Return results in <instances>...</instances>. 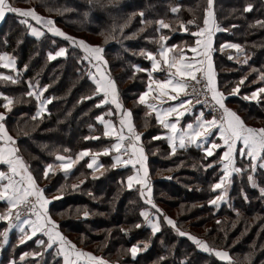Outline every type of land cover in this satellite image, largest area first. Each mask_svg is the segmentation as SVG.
Segmentation results:
<instances>
[{
  "label": "trees",
  "instance_id": "1",
  "mask_svg": "<svg viewBox=\"0 0 264 264\" xmlns=\"http://www.w3.org/2000/svg\"><path fill=\"white\" fill-rule=\"evenodd\" d=\"M10 2L22 9L35 8L41 16L52 18L66 34L103 47L107 70L116 81L120 101L124 108L131 109L136 130L142 133L152 200L163 214L171 217L168 208L177 210L174 217L179 228L213 248L228 251L232 264H264V194L261 192L264 189V169L257 168L253 173L254 183L248 180L249 170L234 173L226 188V199L220 201L219 206L210 205L209 200L219 192L211 188L222 174L217 165L219 158L207 157L202 148L193 145L172 153L167 140L161 136L163 131L155 114L146 116L147 109L136 103L139 93L145 90L147 77L146 73L137 72L133 65L150 67L142 51H156L161 34L169 36L167 44L194 43L191 32L196 31L197 26H203L207 0H112L111 3L100 0L99 4H90L89 0ZM248 4L252 9L245 12L243 9ZM177 5L178 11L173 13L171 8ZM213 11L219 28L214 52L217 86L227 94V107L232 108V103L237 105L235 110L247 125L264 127V94L259 102L242 97L258 84V87L264 86V80L260 79L264 74V0H213ZM161 18L176 30L157 32L154 22ZM20 19L17 14L7 13L0 24V52L15 56L20 70L17 84L0 82V92L14 98L11 111L2 106L0 110L5 113L3 123L15 139L19 155L50 199L48 213L62 234L78 247L118 264H229L197 248L186 236H180L141 198L139 186L129 189L127 176L134 169L131 166L110 167L112 154L98 156L103 167L97 170L89 169L90 157H84L67 176L55 167L48 178H43V168L47 164H58L56 153L75 157L82 149L100 151L114 143V138L104 137V129L96 120L105 105L96 106L98 98L92 95L95 85L87 75L91 66L81 59L82 51L63 37L47 30L44 32L42 25L38 26L44 35L33 37L27 26L19 23ZM28 19L31 24H36ZM191 19L196 23L187 25L190 31H181L177 21ZM257 21L262 23L257 24ZM121 25H125L123 31ZM110 32L115 39L105 42V36ZM225 40L241 45L235 54L240 57L241 64L238 63L240 60H224L225 56L218 51L217 45ZM59 47L67 49L66 56L49 60L48 52L54 53ZM247 72L240 95H228L229 89L237 86ZM8 73L15 75L12 71ZM249 80L257 82L249 83ZM29 82L34 85L33 91L47 86L41 99H50L45 112L36 119L33 117L38 101L34 96L26 95ZM154 136L161 138L153 140ZM241 159L237 164L242 168L250 163L249 159ZM209 164L212 166L206 167ZM190 169L197 175L191 174ZM167 171L171 173L169 178L164 177ZM73 184L78 187L73 189ZM53 196L59 198L53 200ZM3 207H7L6 203L0 202V208ZM85 211L87 216L83 215ZM141 211L148 212L153 219L159 217L161 229L155 235L140 215ZM187 223L190 229L183 225ZM136 224L141 227L136 228ZM5 226L1 221L0 232ZM14 234L12 231L9 244L0 250L3 253L0 264H8L11 258L18 260L24 252H41L42 255L30 256L16 264H63L55 247L45 248L35 243L41 237L35 236L21 244ZM137 243L141 250L133 258L127 249ZM144 244L148 245L147 248Z\"/></svg>",
  "mask_w": 264,
  "mask_h": 264
},
{
  "label": "snow or ice",
  "instance_id": "2",
  "mask_svg": "<svg viewBox=\"0 0 264 264\" xmlns=\"http://www.w3.org/2000/svg\"><path fill=\"white\" fill-rule=\"evenodd\" d=\"M93 2L99 4L100 0H89L90 4ZM108 2L111 3L112 0H108ZM212 6L213 0H207L203 26H197V30L191 32V35L196 37L195 44L190 46L192 57L186 55L183 47L176 44L168 45L166 41L169 36L161 34L157 41L158 47L156 51H142L141 53L150 62V67L143 68L139 65H133V67L137 72L146 73L147 77L146 90L139 93L136 103L143 105L147 109L146 116L154 113L156 122L168 130L164 134V138L167 140L172 153L176 152L177 147L183 149L191 144L202 148L208 157L213 156L217 149H223L219 155V163L222 166L223 174L218 182L211 185L213 191L217 189L221 191L219 195L208 202L210 205H218L225 198V185L229 183L228 178L233 173H242L249 170L248 180L254 183L253 173L256 172L257 168L264 169V127L257 128L247 125L236 111L227 107L225 93L217 87L211 53L213 50V33L218 31L219 28L215 24ZM178 8L179 5L172 7L171 11L176 13ZM251 9L252 5L248 4L243 10L247 12ZM6 13L17 14L21 17L19 23L26 25L33 37L39 38L44 35V32L40 28L33 26L28 18H31L36 24L42 25L49 33L63 37L69 44L80 49L83 53L81 59L91 65L92 69H95V71L89 70L87 75L95 85L92 95L98 98L96 106L114 105L115 112L109 109L107 114H118L120 116L119 129L116 128L111 120L105 119L103 114L96 117V120L104 126L102 135L106 138L114 137L115 143L95 152L91 149H82L75 157L56 153L55 160L58 164H47L43 168V178H48L49 173L53 172L55 167H58L67 176L73 166L84 159V157H90L87 162L89 169H93L94 166L103 167V165L97 164V157L101 154L106 156L112 154L110 167L116 168L119 165H131L135 172L127 176V187L131 189L134 185H138L141 198L145 199L156 210V213L162 215L168 225L180 236H186L197 248L206 253L214 254L221 261H228L229 264H232V257L228 251L213 248L199 237L182 231L176 222L164 215L162 210L151 199L152 190L146 166L147 155L141 143L142 134L136 130L131 109H125L120 101L116 81L108 72L107 61L102 55V46L92 45L83 39L66 34L55 26L52 18L41 16L36 12L35 8L22 9L13 6L10 0H0V19H3ZM143 15V12H141L140 16L143 17ZM141 22L144 23L143 20ZM147 23L152 24L153 21H147ZM154 23L157 32H161L162 29L176 30L171 23L165 22L163 18L156 20ZM177 23L181 31L189 32L190 29L187 25H194L196 21L195 19L187 22L179 20ZM256 23L261 24L262 22L257 21ZM124 26H119L121 31H123ZM113 31H115V26H113ZM101 35L104 34L101 33ZM110 39H115L111 32L105 36V42ZM4 43H7V41L5 40ZM221 47L223 48L224 45H221ZM227 47L240 49L241 45L232 43L228 44ZM66 54L67 49L59 47L54 53L49 51L47 56L49 60H53L57 57H64ZM0 67L15 73V75H10L0 72V82L11 84L19 82L20 70L17 68L15 56L6 51L0 52ZM24 67L26 69L27 64ZM156 73H163L164 77L158 78L155 75ZM260 79L264 80V74L261 75ZM243 82L244 78L241 79L240 84H243ZM240 84H237L232 89L233 94H238ZM197 86H199V89ZM33 88L34 85L29 82V91H27L26 95L29 97L34 96L39 102L36 115L33 117V119H36L45 110L44 105L50 101L41 99V94L45 89L33 91ZM261 94H264V87H258L250 96L245 95L243 98L259 102L262 99ZM200 95L210 96L211 98L210 118H206L205 113L201 111L195 116L194 120L179 126L181 118L193 112L194 103H201V100L197 98ZM90 98L85 97L84 99ZM0 99L3 101L0 106L6 111H11L14 98L0 92ZM170 101L175 103L169 104L168 102ZM16 102L19 101L17 100ZM204 103L207 104L208 100L205 99ZM165 104H168V106L165 107ZM217 112L219 115L216 114ZM4 119L5 113L0 112V142H2L0 143V169L6 167V170H0V202H5L7 205L0 212V221L7 222V227L0 232V236L4 237V242L7 241L9 230L16 227L21 233L19 239L21 244L38 233L47 238V243L45 244L43 239H37L35 241L37 245L50 248L53 244H58L57 255L62 256L63 264H110V261L102 256H97L92 252L78 248L75 243L59 231V225L48 213L50 200L45 195V190L39 186L36 178L29 170V165L19 155V149L15 146L16 141L5 127ZM214 136L219 137L220 143H217L215 139L210 140ZM160 138V136L152 137L153 140ZM85 139H88V137H85ZM93 139H99V137H93ZM64 151L67 152L69 149H64ZM237 154L242 158L249 159L250 163L243 168L237 167ZM137 165H139L138 168L136 167ZM211 166V164L206 165V167ZM80 183H83V181H80ZM77 187V184L72 185L73 189ZM261 192L264 194V189H261ZM58 198V196H53L51 199L55 200ZM83 215L87 216L88 212L85 211ZM140 215L144 217V221L151 228L153 235L160 231L159 217L153 219L146 211H141ZM135 227L140 228L141 225L136 224ZM0 246H2V242H0ZM147 246V244H144L145 248ZM140 250L137 243L132 244L127 249V252L134 258ZM41 255V252H24L21 253L19 259L24 261L26 257H39ZM9 264H16V261L10 260Z\"/></svg>",
  "mask_w": 264,
  "mask_h": 264
},
{
  "label": "rangeland",
  "instance_id": "3",
  "mask_svg": "<svg viewBox=\"0 0 264 264\" xmlns=\"http://www.w3.org/2000/svg\"><path fill=\"white\" fill-rule=\"evenodd\" d=\"M212 11H213V6H212ZM214 12V11H213ZM7 15V14H6ZM56 26V25H55ZM39 27H41V26H39ZM57 27V26H56ZM42 29H43V31L45 32L47 29L46 28H43L42 27ZM69 35V34H68ZM183 42L185 41V40H182ZM88 43V42H87ZM233 42H228V40H225V41H223V42H221L220 44H218L217 45V49H218V51H220V52H222L223 53V55L225 56V58H224V60H229V61H238V60H240L238 63H242V61H241V59H240V57H238V56H236L235 54H236V52H237V50L238 49H233V48H229V47H227V45L228 44H232ZM183 44V43H182ZM92 45H95V44H92ZM221 45H224V47L222 48L221 47ZM103 48V47H102ZM102 55H103V53H102ZM17 64V63H16ZM233 65V64H232ZM91 66V65H90ZM232 67H230V69H231ZM224 70H226V68H224ZM91 71H95V69H92L91 68ZM0 72H3V73H5V74H10V73H8V72H11V70H9V69H3L2 67H0ZM11 75V74H10ZM247 76H248V72H247V74L243 77L242 76V78H244V82H243V84L245 85V81H246V78H247ZM241 78V79H242ZM241 81V80H240ZM240 81H239V83L238 84H240ZM254 80H249V83H252ZM255 82H257V81H254V83ZM243 84H240V87L243 85ZM258 86H259V84L256 86L257 88H258ZM236 87V86H235ZM240 87H239V92H238V94H233L232 93V89H229V92H228V95H236L237 97L240 95ZM261 87H264V86H261ZM257 88H255V89H253V91H255ZM45 89V88H44ZM247 91H250V90H247ZM253 91H251V92H249V94H247V95H251V93L253 92ZM226 95L227 94H225V97H226ZM263 94H261V96H262ZM245 95H243L242 97H244ZM47 100H49L50 101V99L48 98ZM248 101H254L255 102V100H248ZM232 105V108L231 109H233L234 111H236L237 110V105H235L234 103H232L231 104ZM104 109H105V107H104ZM236 109V110H235ZM0 112H2V110H0ZM43 112H45V111H43ZM42 112V113H43ZM104 112V111H103ZM238 115H240V114H238ZM241 116V115H240ZM242 117V116H241ZM249 125V124H248ZM222 148L221 149H217L215 152H214V154H213V156H210L211 158H213V157H215L216 159H217V157L219 158V155L222 153ZM205 155H206V153H205ZM208 157V156H207ZM242 159H241V157L237 154V161H236V166L237 167H240L238 164H237V162L238 161H241ZM211 163H214V160H213V162H211ZM217 165H218V167H219V170L222 172V166L220 165V163H219V161H218V163H217ZM189 172L191 173V174H193V175H197V172L195 171V170H192L191 171V169L189 170ZM223 174V173H222ZM221 174V175H222ZM234 175V173L228 178L229 179V183H227L226 185H225V188H227V187H229V184H230V181H231V178H232V176ZM165 176H168V178L169 177H171V173L170 172H166L165 174H164V177ZM183 177H185V176H183ZM217 190H219V192H218V195L220 194V189H217ZM152 197H153V192H151V199H152ZM226 199V195H225V198L223 199V200H225ZM222 200V201H223ZM220 204L218 203V205H216V206H219ZM6 207H3V208H0V212H2L4 209H5ZM168 208V207H167ZM168 209H170V211L172 212L171 213V219H173L175 222H176V219H175V217L174 216H177V210H174L173 209V211L171 210V208H168ZM173 216V217H172ZM1 222V221H0ZM4 223L6 224V226L5 227H7V222L6 221H4ZM176 224H177V222H176ZM185 227L187 226V228L188 229H190V225H188V223L187 224H183ZM178 226V225H177ZM210 226H208V228H209ZM14 229H16V230H14ZM182 231H183V229L182 228H180ZM3 231V230H2ZM12 231H15V233L16 234H14V235H16V236H18V238H17V241H19V239H20V236H21V233H20V231H19V229H17L16 227H13L11 230H9V232H8V237H7V241L6 242H4V237L2 236V240H1V242H2V246H0V250H1V248H3L4 246H7L9 243V240H10V234L12 233ZM188 233V232H187ZM35 237V236H34ZM33 238V237H32ZM39 239V238H38ZM70 239V238H69ZM29 240H31V239H29ZM29 240H26L25 242H27V241H29ZM71 240V239H70ZM72 241V240H71ZM24 242V243H25ZM73 243H74V241H73ZM76 244V243H75ZM221 250H223V249H221ZM2 252V251H1ZM0 252V255L2 256L3 255V253H1ZM140 252V251H139ZM138 252V253H139ZM137 253V254H138ZM97 256H100V255H97ZM19 257H20V255H19ZM19 257H18V260H15V259H10V260H15L16 262H18V261H20V259H19ZM30 257V256H29ZM26 258H28V257H26ZM25 258V259H26ZM104 258V257H103ZM106 259V258H105ZM106 260H108V259H106ZM108 261H110V264H118V263H115V261H112V260H108ZM9 264V263H8Z\"/></svg>",
  "mask_w": 264,
  "mask_h": 264
},
{
  "label": "crops",
  "instance_id": "4",
  "mask_svg": "<svg viewBox=\"0 0 264 264\" xmlns=\"http://www.w3.org/2000/svg\"><path fill=\"white\" fill-rule=\"evenodd\" d=\"M214 13V12H213ZM7 14V13H6ZM6 14H5V16H6ZM5 18V17H4ZM3 18V19H4ZM3 19H0V24L2 23V21H3ZM214 20H215V15H214ZM36 23V22H35ZM216 24V23H215ZM33 26H35V27H38V28H40L39 26H38V24H33ZM41 29V28H40ZM42 30V29H41ZM219 31V30H218ZM218 31H214V33H213V37H212V39H213V50H212V53H211V55H212V61H213V66H214V71H215V74H216V83L218 82L217 81V71H216V68H215V64H214V52L216 51V48H215V43H216V38H215V36H216V34H217V32ZM195 39H196V37H195ZM195 44V42L194 43H192V44H189V45H185V43H183V44H181V43H176V45H178V46H181V47H183L184 48V50H185V53H186V55L188 56V57H192V53H191V50H190V46H192V45H194ZM168 45H171V44H168ZM149 68V67H148ZM155 75H157V77L158 78H163L164 77V74L163 73H156ZM218 87V86H217ZM145 90H146V88H145ZM144 90V91H145ZM39 103V102H38ZM169 104L170 103H175L174 101H170V102H168ZM48 104V103H47ZM47 104L46 105H44V109L46 110V108H47ZM165 107L166 106H168V104H165L164 105ZM109 109H112L113 110V112H115V106L114 105H111V104H107V105H105V109L103 110L104 112L103 113H101V114H99V115H104V118L105 119H108V120H111L112 122H113V124L116 126V128L117 129H119V127H120V125H119V120H120V116L118 115V114H113V115H108L107 113H108V111H109ZM126 109V108H125ZM44 110V111H45ZM202 110L200 109V108H198L197 106H194L193 107V112L192 113H188V114H186L183 118H181V124L179 125V126H183L184 124H186L187 122H189V121H192V120H194L195 119V116L196 115H198L199 114V112H201ZM204 112V111H203ZM205 116H206V118H210L209 117V115H207L206 113H205ZM100 123V122H99ZM102 125V124H101ZM161 126V125H160ZM178 126V127H179ZM102 127H103V129H104V126L102 125ZM161 128H162V134H161V136L162 137H164V134H166L167 133V131L168 130H166V129H164L162 126H161ZM140 133V132H139ZM142 134V133H141ZM112 138H114V137H112ZM211 139H215L216 140V142L217 143H220V141H219V137L218 136H214V137H211L210 138V140ZM210 142V141H209ZM0 143H2V142H0ZM114 143H115V138H114ZM141 143H142V135H141ZM191 145H193V146H196L195 144H191ZM197 147V146H196ZM179 147H177V149H178ZM147 155V154H146ZM97 164L98 165H100V159H99V157H97ZM119 166H122V167H124V165H119ZM127 166H131V165H127ZM146 166H147V168H148V173H150V171H149V166H148V156H147V160H146ZM132 167V166H131ZM137 168L139 167V165H137L136 166ZM100 167H97V166H94V168L93 169H95V170H97V169H99ZM0 170H6V167H4L3 169H0ZM135 172V169H134V171H133V173ZM132 173V174H133ZM131 174V175H132ZM148 179H149V177H148ZM149 184H150V180H149ZM134 186H138V185H134ZM41 187V186H40ZM150 187H151V185H150ZM42 188V187H41ZM151 190H152V187H151ZM152 192V191H151ZM50 200V199H49ZM48 206H49V204H48ZM27 227V226H26ZM18 229V228H17ZM60 231V230H59ZM61 232V231H60ZM62 233V232H61ZM36 236H39V237H41V239H44L46 242H47V238L46 237H44V236H42L40 233H38ZM52 247H55L56 248V250L58 251V244H53V246ZM78 247V246H77ZM78 248H80V247H78ZM82 249V248H81ZM84 250V249H83ZM86 251V250H85ZM95 255V254H94ZM62 257V256H61Z\"/></svg>",
  "mask_w": 264,
  "mask_h": 264
},
{
  "label": "built area",
  "instance_id": "5",
  "mask_svg": "<svg viewBox=\"0 0 264 264\" xmlns=\"http://www.w3.org/2000/svg\"><path fill=\"white\" fill-rule=\"evenodd\" d=\"M193 84H194V82H193ZM197 88L199 89V86H197ZM189 91H191V89H189ZM197 98L201 100V103L200 104H195L194 103V106H197L202 111H204V113H206L207 115H209V113L211 111V98H210V96L209 97H205L204 95H200ZM205 99L208 100V103L207 104L204 103V100ZM216 114L219 115L218 112ZM165 178H168V176H165Z\"/></svg>",
  "mask_w": 264,
  "mask_h": 264
}]
</instances>
